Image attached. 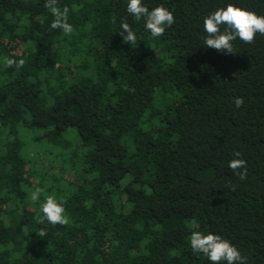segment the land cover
<instances>
[{
  "label": "trees",
  "instance_id": "1",
  "mask_svg": "<svg viewBox=\"0 0 264 264\" xmlns=\"http://www.w3.org/2000/svg\"><path fill=\"white\" fill-rule=\"evenodd\" d=\"M144 3L173 11L162 37L127 0H56L71 36L45 0H0V264H211L194 230L264 264V35L230 53L202 42L210 12L264 15V0ZM49 195L67 224L41 222Z\"/></svg>",
  "mask_w": 264,
  "mask_h": 264
},
{
  "label": "clouds",
  "instance_id": "2",
  "mask_svg": "<svg viewBox=\"0 0 264 264\" xmlns=\"http://www.w3.org/2000/svg\"><path fill=\"white\" fill-rule=\"evenodd\" d=\"M56 0H45V7L51 10L55 17L50 27L61 29L65 36H71L74 31L73 25L69 23V8L65 6L62 10L55 6ZM127 12L135 20L144 21V29L153 38L162 37L167 29H170L175 18L173 11L164 6H157L149 10L144 0H127ZM121 35L126 43L135 44L137 34L127 22L120 25ZM202 42L205 48L216 49L218 51L232 52V42L239 39L245 43H251L257 34L264 35V15H259L254 11L228 3L218 7L203 18ZM8 67L15 66L22 68L24 60L7 59ZM233 103L237 108L244 104L242 97H234ZM240 153H235L234 159L227 162V166L233 170L240 180H245L247 176L246 161L239 159ZM244 169V171H241ZM40 189L31 193V200H39ZM41 222L47 221L49 224H67L66 209L64 203L54 195L47 196L39 205ZM44 237L46 233H37ZM190 247L196 254H204L211 264H247V258L242 255L240 249L230 240L209 231L207 234L194 230L190 236Z\"/></svg>",
  "mask_w": 264,
  "mask_h": 264
},
{
  "label": "rangeland",
  "instance_id": "3",
  "mask_svg": "<svg viewBox=\"0 0 264 264\" xmlns=\"http://www.w3.org/2000/svg\"><path fill=\"white\" fill-rule=\"evenodd\" d=\"M73 130H74V129H73ZM53 151H54V150H53ZM53 151H52V152H53ZM52 152H51V153H52ZM51 153H50V154H51Z\"/></svg>",
  "mask_w": 264,
  "mask_h": 264
}]
</instances>
